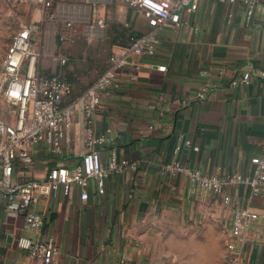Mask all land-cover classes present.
Here are the masks:
<instances>
[{
  "label": "crops",
  "instance_id": "0c3cea01",
  "mask_svg": "<svg viewBox=\"0 0 264 264\" xmlns=\"http://www.w3.org/2000/svg\"><path fill=\"white\" fill-rule=\"evenodd\" d=\"M50 1L52 7L44 9L45 17L32 23L41 29L45 23L51 27L49 40L47 28L43 41L37 40L42 59L48 52L61 54L57 53L60 36H56L58 11L53 10L54 4L86 9L100 6V19L107 16V24L116 23L122 29V36L110 41L114 55L125 54L134 36L158 31L160 40L155 55L138 60L139 72L120 71L115 89L103 96L93 118L96 135L108 140L99 147L103 164L107 165L115 150L120 161L138 164V168L110 178L102 196L89 184L87 202L80 199L81 187L73 184L68 194L62 190L43 198L35 208L44 222L35 235L53 236L60 249L53 264H157L133 263L132 256L136 246L155 232L159 221L174 219L179 206L197 207L198 219L208 222L196 231L201 240H190L181 247L185 253L181 264H230V258L238 264H264V186L259 196H253L244 184L225 187L220 196H214L186 174L172 178L163 171L176 160L204 176L252 177L251 159H264V79L258 77L264 73L262 6L256 7L248 24L243 4L201 0L198 10L184 13L181 26L174 28L119 0ZM164 1L170 4L172 0ZM26 8L43 14L37 7ZM49 14L55 19L50 20ZM41 66L49 71L51 59L49 68L42 62ZM246 72L252 74L251 82L233 88L232 82ZM134 74L136 81L132 80ZM205 84L210 86L208 95L198 101L197 94ZM0 104L6 108L2 114L15 116L12 107ZM85 128L84 116L78 112L69 121L61 152L38 143L28 150V160L16 162L13 182L45 179L57 166L75 168L86 151ZM132 189L135 193L130 197ZM225 197L232 201L225 203ZM5 206L0 195V260L23 264L30 258L14 244L23 219L12 216ZM242 209L260 217L241 232L232 222L235 211ZM190 216L191 212L183 220ZM231 244L234 250H229Z\"/></svg>",
  "mask_w": 264,
  "mask_h": 264
},
{
  "label": "built area",
  "instance_id": "2783aa9c",
  "mask_svg": "<svg viewBox=\"0 0 264 264\" xmlns=\"http://www.w3.org/2000/svg\"><path fill=\"white\" fill-rule=\"evenodd\" d=\"M13 5L37 7L44 14V9L52 7L50 0H5ZM122 3L143 13L148 17H156L163 25L178 28L182 23L184 13L196 12L201 0H172L167 4L164 0H119ZM222 3H241L246 8V23L250 24L258 5L262 6L264 18V0H217ZM50 20L55 19L49 14ZM103 27V22H99ZM68 27L71 23L68 22ZM40 28L37 24H29L21 28L14 36L3 61L0 80V102L15 110L14 122L0 118V195L6 202V210L14 217H21L23 225L14 237L17 249L25 252L31 260L42 264H53L60 253L59 246L53 236L37 237L43 228V218L35 211L41 199L50 197L62 191L68 194L73 184L81 189V201L87 202V188L93 184L98 195H105L106 183L114 176H122L128 169L136 170L138 164L119 160L115 150L110 152L107 165L102 162L99 147L107 142L105 136L95 133L93 118L102 103L103 96L110 95L115 89V83L120 71L130 68L139 72V59L153 56L160 44L158 31H152L141 36H134L125 54L114 55L107 68L91 84L79 99L68 103L73 95L72 84L64 78L60 70L67 65V58L62 54L51 57V67L45 71L41 66L43 51L37 46ZM61 36L59 42H63ZM205 76L206 73H203ZM258 77L264 79L262 72ZM137 80V75L132 76ZM252 74L246 72L238 76L232 87L248 85ZM210 86L205 84L197 94L198 101H203L208 95ZM81 112L85 123L86 151L80 163L72 169L53 167L47 177L42 180H29L18 184L13 182L16 162L18 159H29L28 150L40 142H45L53 152H61L62 141L70 119ZM185 145L189 146L186 142ZM254 168L252 177L235 174L224 178L204 176L184 168L176 160L163 167L169 177L186 174L191 182L214 196H220L225 187L239 184L247 185L253 196H259L264 186V159H251ZM135 191L132 189L130 197ZM225 197V203L231 202ZM260 216L247 209L237 210L233 215L232 226L242 232L251 226ZM240 236V235H238ZM242 240L241 238L238 239ZM234 250V245L228 246ZM230 264H238L235 258H230Z\"/></svg>",
  "mask_w": 264,
  "mask_h": 264
},
{
  "label": "rangeland",
  "instance_id": "374dc122",
  "mask_svg": "<svg viewBox=\"0 0 264 264\" xmlns=\"http://www.w3.org/2000/svg\"><path fill=\"white\" fill-rule=\"evenodd\" d=\"M63 5L65 6L54 4L53 8L54 11H58V19L54 22L57 27L56 36L58 37L59 34L60 37L64 38L57 49V53H61L67 58V65L60 70V73L73 86V96L68 100L74 102L97 80L109 64L114 55V46L110 44V41L116 35L122 36V29L116 23L111 22L108 25L107 16L102 18L104 20L102 21L103 27L100 26L99 22L102 19H100V12H97L101 8L100 6L94 5L86 9L66 3ZM75 8H80L81 12ZM41 17H45V15L40 14L35 9L0 0V76L4 58L14 36L24 26L40 22ZM47 22L50 23L49 20ZM68 22L71 23V27L67 26ZM46 28L49 40L51 27L45 23L42 26L43 30L39 29V41H43L42 34ZM51 56V52L44 55L41 62L45 68L50 67ZM2 106L0 104V118L15 119L11 113L2 114L3 111H6V108ZM177 211L178 213L173 220L159 221L155 232L136 246V251L132 256L133 263L141 260L157 264H181L182 260H185L184 248L181 247L187 245L190 240L191 243L194 240H201L196 231L206 227L208 222L198 219L200 212L198 213V208L195 206L188 209L186 206H179ZM189 212H191L190 218L183 220V216L187 217ZM214 239L217 241L218 237L216 236ZM144 244L146 245L145 248L141 249ZM140 249L142 251H139ZM0 264H5L4 260H0ZM23 264L42 263L24 259Z\"/></svg>",
  "mask_w": 264,
  "mask_h": 264
},
{
  "label": "water",
  "instance_id": "95a60500",
  "mask_svg": "<svg viewBox=\"0 0 264 264\" xmlns=\"http://www.w3.org/2000/svg\"><path fill=\"white\" fill-rule=\"evenodd\" d=\"M8 241L10 242L11 241V238H9Z\"/></svg>",
  "mask_w": 264,
  "mask_h": 264
},
{
  "label": "trees",
  "instance_id": "16d2710c",
  "mask_svg": "<svg viewBox=\"0 0 264 264\" xmlns=\"http://www.w3.org/2000/svg\"><path fill=\"white\" fill-rule=\"evenodd\" d=\"M73 96V95H72Z\"/></svg>",
  "mask_w": 264,
  "mask_h": 264
}]
</instances>
